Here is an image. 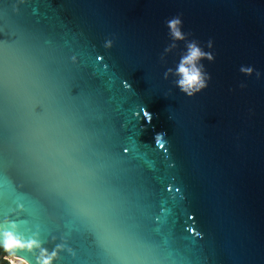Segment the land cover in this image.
<instances>
[{
  "label": "water",
  "instance_id": "water-1",
  "mask_svg": "<svg viewBox=\"0 0 264 264\" xmlns=\"http://www.w3.org/2000/svg\"><path fill=\"white\" fill-rule=\"evenodd\" d=\"M14 240L27 264H264V0H0Z\"/></svg>",
  "mask_w": 264,
  "mask_h": 264
},
{
  "label": "clouds",
  "instance_id": "clouds-1",
  "mask_svg": "<svg viewBox=\"0 0 264 264\" xmlns=\"http://www.w3.org/2000/svg\"><path fill=\"white\" fill-rule=\"evenodd\" d=\"M180 24L179 20H173L169 23V27L172 30V35L176 39H183L180 31L178 30V25ZM188 55L182 60L181 65L178 69V73L181 77L179 85L181 89L191 96L194 92L202 90L206 85L204 78L201 75L200 70L197 67V61L205 56L201 50L195 46V44H190ZM208 60H212L211 55H207ZM250 71V70H249ZM11 239V238H9ZM13 247H34L32 244L24 245L19 240H14L11 244L5 246V251ZM55 258V253L52 256L42 261V264H51L52 259ZM24 264V261L16 259L14 256H5L3 261H0V264Z\"/></svg>",
  "mask_w": 264,
  "mask_h": 264
},
{
  "label": "trees",
  "instance_id": "trees-1",
  "mask_svg": "<svg viewBox=\"0 0 264 264\" xmlns=\"http://www.w3.org/2000/svg\"><path fill=\"white\" fill-rule=\"evenodd\" d=\"M5 256H8L7 253L5 252L4 249H2V248L0 247V261H3V258H4ZM4 264H6V262H4Z\"/></svg>",
  "mask_w": 264,
  "mask_h": 264
},
{
  "label": "bare ground",
  "instance_id": "bare-ground-1",
  "mask_svg": "<svg viewBox=\"0 0 264 264\" xmlns=\"http://www.w3.org/2000/svg\"><path fill=\"white\" fill-rule=\"evenodd\" d=\"M16 258V257H15ZM16 259H18V260H21V259H19V258H16ZM23 261V260H22ZM24 263H26L25 261H24ZM27 264V263H26Z\"/></svg>",
  "mask_w": 264,
  "mask_h": 264
},
{
  "label": "flooded vegetation",
  "instance_id": "flooded-vegetation-1",
  "mask_svg": "<svg viewBox=\"0 0 264 264\" xmlns=\"http://www.w3.org/2000/svg\"><path fill=\"white\" fill-rule=\"evenodd\" d=\"M8 255V254H7ZM9 256V255H8Z\"/></svg>",
  "mask_w": 264,
  "mask_h": 264
},
{
  "label": "rangeland",
  "instance_id": "rangeland-1",
  "mask_svg": "<svg viewBox=\"0 0 264 264\" xmlns=\"http://www.w3.org/2000/svg\"><path fill=\"white\" fill-rule=\"evenodd\" d=\"M24 264H26V263H24Z\"/></svg>",
  "mask_w": 264,
  "mask_h": 264
}]
</instances>
